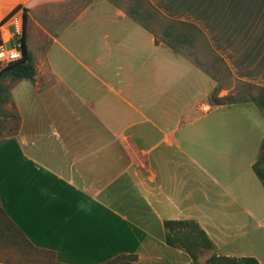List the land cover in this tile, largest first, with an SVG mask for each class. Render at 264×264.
Segmentation results:
<instances>
[{
	"label": "crops",
	"instance_id": "0c3cea01",
	"mask_svg": "<svg viewBox=\"0 0 264 264\" xmlns=\"http://www.w3.org/2000/svg\"><path fill=\"white\" fill-rule=\"evenodd\" d=\"M114 1L0 0V42L26 11L36 68L5 91L1 213L58 264H202L210 252L196 262L167 242L165 222L184 219L200 224L217 254L237 256L220 250L229 234L214 195L224 184L206 185L205 164L221 162L222 140L236 143L240 123L219 111L239 103L210 98L231 79L264 88V0H148L195 30L213 53L199 59ZM199 104L212 117L191 127L186 115Z\"/></svg>",
	"mask_w": 264,
	"mask_h": 264
},
{
	"label": "rangeland",
	"instance_id": "374dc122",
	"mask_svg": "<svg viewBox=\"0 0 264 264\" xmlns=\"http://www.w3.org/2000/svg\"><path fill=\"white\" fill-rule=\"evenodd\" d=\"M115 1L131 15V9L140 0ZM142 3V10L145 13L139 16V20L143 24L150 25L160 39L166 40L168 37L164 34V28L168 27L172 21L154 11L153 6L146 0H142ZM147 13H152L153 17H148ZM21 20L22 17L19 18V22ZM10 29L14 33L15 25H12ZM175 30L188 33L186 42H175V44L177 47H183L182 50L188 51L195 59H199L200 54L213 55L207 45L197 37L195 30L188 25L178 24ZM204 65L209 66L208 64ZM223 74L229 76V73L224 72V69ZM12 81L10 76L0 78V118H4L5 115V91ZM227 82V85L224 81L221 82L220 94L222 93L224 98L228 97L227 100L239 104L232 108L221 109L219 113L222 120L240 123V126L236 128L238 136L236 143H232V150L225 140L221 141L222 158L220 163L207 157L205 164L208 171L206 185L215 187L216 179L224 184L222 189H219L220 193L217 192V189L212 190L217 192L216 195L213 192L210 193L214 196L221 195V205L215 207L219 211L216 217L221 222V227H224L229 234L226 245L219 242L221 252L230 251L237 256H257L264 260V186L253 167L254 160L258 159L261 149L259 136L264 132V90L256 85L233 79ZM218 94L219 92L214 91L210 100L215 103V97H219ZM202 99L203 96L199 95L198 100ZM211 117L212 114L205 113L199 104L186 115L185 120H189L191 127L196 128L199 122L211 119ZM0 125L4 126V120H0ZM261 166L264 167V162ZM230 168L234 174L225 179L222 172ZM209 208L212 206L207 204V212H211ZM0 228L7 230L6 237L12 242L3 243L7 246L5 249L7 252H3L0 256L1 259L17 264H58L50 252L38 249L29 243L1 212ZM208 253L207 251L206 254ZM126 262V260H121L118 264Z\"/></svg>",
	"mask_w": 264,
	"mask_h": 264
},
{
	"label": "trees",
	"instance_id": "16d2710c",
	"mask_svg": "<svg viewBox=\"0 0 264 264\" xmlns=\"http://www.w3.org/2000/svg\"><path fill=\"white\" fill-rule=\"evenodd\" d=\"M149 4H151L148 0H146ZM152 5V4H151ZM142 0L135 3L133 8L131 9V15L141 22L139 19V16L144 15L145 11L142 10ZM153 6V5H152ZM21 6H17L14 8L9 15L10 17L14 13L20 9ZM27 10V9H26ZM153 10L157 13L161 14L154 6ZM148 17H153L152 13H147ZM27 19V12L24 13V23ZM172 23L166 27L164 30V34L168 37L171 36V39L167 41V43L173 48H176L177 43H184L188 40V33L186 32H179L173 33L172 29H175V27L178 24L183 25H189L182 21H176L171 20ZM141 24H143L141 22ZM147 28H151L150 25L143 24ZM22 41V52L23 57L17 61L11 62L6 66H3L0 69V78L1 77H7L10 76L12 79H33L36 74V68L33 63V57L28 51L27 45H26V36L23 32V35L21 37ZM264 90L263 87H260ZM1 89V86H0ZM216 91V90H215ZM228 97H215V103L218 105H225V104H231L235 103V101H229L227 100ZM262 153L260 158L255 162L254 164V171L258 178L261 180L263 186H264V167L261 166L264 162V142L261 146ZM2 211L0 207V212ZM165 226L167 228V242L170 245L173 246H180L183 247L195 260L196 262L199 261L201 257V253L204 251L210 252V255L208 258L202 263V264H261L260 261L254 257V256H230V255H223V254H217L214 251V242L208 235V233L200 226L198 222L195 220L190 219H184V220H169L165 222ZM129 262L127 261L126 264Z\"/></svg>",
	"mask_w": 264,
	"mask_h": 264
},
{
	"label": "built area",
	"instance_id": "2783aa9c",
	"mask_svg": "<svg viewBox=\"0 0 264 264\" xmlns=\"http://www.w3.org/2000/svg\"><path fill=\"white\" fill-rule=\"evenodd\" d=\"M13 25L16 31L10 36L8 42H0V67L6 66L11 62L23 57L21 37L24 32L23 22L19 18H14Z\"/></svg>",
	"mask_w": 264,
	"mask_h": 264
}]
</instances>
